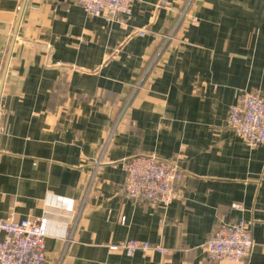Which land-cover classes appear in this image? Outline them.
I'll list each match as a JSON object with an SVG mask.
<instances>
[{
	"label": "crops",
	"instance_id": "1",
	"mask_svg": "<svg viewBox=\"0 0 264 264\" xmlns=\"http://www.w3.org/2000/svg\"><path fill=\"white\" fill-rule=\"evenodd\" d=\"M167 1L91 17L77 0H0V220L66 225L68 241L45 239L47 264H264V143L227 126L243 92L264 98V0H194L197 22L143 77L187 2ZM140 154L177 159L181 198L123 196V160ZM240 220L247 259L212 261L209 237ZM130 240L167 253L113 250Z\"/></svg>",
	"mask_w": 264,
	"mask_h": 264
},
{
	"label": "built area",
	"instance_id": "2",
	"mask_svg": "<svg viewBox=\"0 0 264 264\" xmlns=\"http://www.w3.org/2000/svg\"><path fill=\"white\" fill-rule=\"evenodd\" d=\"M138 0H77L91 17L132 15V5ZM194 0H188L173 25L168 39L187 21L188 11ZM161 6H170L167 0H161ZM192 17V15H191ZM196 20H192L195 22ZM145 30L139 34L144 35ZM160 52L157 53L146 69L145 77L153 67ZM142 80L135 90L140 87ZM227 126L250 148L264 143V98L257 92H243L237 103L230 107ZM126 177L121 188L123 196L134 202L151 206H169L181 198L177 185L183 180L184 172L175 158H161L155 154H140L123 160ZM49 206L74 210V202L65 198L50 195L46 200ZM55 222L48 216L16 220L13 216L0 220V231L5 237L0 240V264H47L45 239L58 235L68 241L66 225L59 232L53 231ZM254 239L249 224L244 220L235 223L222 222L209 237L204 249L214 262H243L249 256ZM113 250L125 251L133 256L137 251L155 250L161 254L167 251L160 245L130 240L113 246Z\"/></svg>",
	"mask_w": 264,
	"mask_h": 264
},
{
	"label": "rangeland",
	"instance_id": "3",
	"mask_svg": "<svg viewBox=\"0 0 264 264\" xmlns=\"http://www.w3.org/2000/svg\"><path fill=\"white\" fill-rule=\"evenodd\" d=\"M188 1V0H187ZM187 3V2H186ZM184 8V7H183ZM181 12V11H180ZM180 12H179V14H180ZM191 15H192V12H191V7H190V9H189V11H188V14H187V16H189L188 18H187V20L188 19H191V21L192 20H196L194 23H196L197 22V18L196 17H194V18H192L191 17ZM178 18H179V16H178ZM178 18H177V20H178ZM176 20V21H177ZM172 29V28H171ZM142 30H145V34L144 35H146L147 33H148V29L147 28H145V29H142ZM140 31V30H139ZM171 32V30L168 32V34L165 36V38H164V40H163V42H162V44H161V46H160V48H159V50H158V52H160V54L164 51V50H167L168 49V47L170 46V44H171V41L174 39V37H175V35H176V32L174 33V35L172 36V38L171 39H168V36L170 35L169 33ZM144 35H142V36H144ZM125 177H126V175H125Z\"/></svg>",
	"mask_w": 264,
	"mask_h": 264
}]
</instances>
